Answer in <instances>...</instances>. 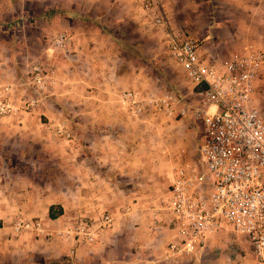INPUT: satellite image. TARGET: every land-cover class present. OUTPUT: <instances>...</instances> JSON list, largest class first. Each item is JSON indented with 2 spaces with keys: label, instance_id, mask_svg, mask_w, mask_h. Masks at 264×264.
Masks as SVG:
<instances>
[{
  "label": "crops",
  "instance_id": "crops-1",
  "mask_svg": "<svg viewBox=\"0 0 264 264\" xmlns=\"http://www.w3.org/2000/svg\"><path fill=\"white\" fill-rule=\"evenodd\" d=\"M141 5L0 0V96L19 105L40 99L33 113L0 117V264H264L226 225L191 259L163 260L179 239L167 209L171 181L179 168L200 165L204 128L191 116L134 115L119 102L127 90L171 92L189 106L202 101L154 17L164 15L176 33L194 35L203 59L224 60L250 46L264 52V0H157L151 15ZM60 32L72 37L66 51L52 43ZM36 64L55 69L48 95L30 88ZM263 97L264 65L254 93L262 112ZM62 125L71 139L56 136ZM201 190L208 195L211 182L202 181ZM106 215L113 222L97 242L73 254L60 238L14 230L19 218L43 220L57 231Z\"/></svg>",
  "mask_w": 264,
  "mask_h": 264
},
{
  "label": "built area",
  "instance_id": "built-area-1",
  "mask_svg": "<svg viewBox=\"0 0 264 264\" xmlns=\"http://www.w3.org/2000/svg\"><path fill=\"white\" fill-rule=\"evenodd\" d=\"M146 14L157 6V0H142ZM156 27L164 29L168 49L187 80L199 87L203 95L199 105L189 106L180 96L167 92L162 96H145L127 90L119 102L131 114H165L167 117L191 116L204 128L200 147V165L181 167L171 181L167 209L173 216L179 239L164 251V261L191 259L204 248L209 237L229 226L243 236L254 255L264 261V113L254 100L256 82L264 65V52L250 46L230 59L205 60L199 40L191 33H176L164 15L154 17ZM72 37L60 32L53 46L66 51ZM55 69L36 64L31 69L29 85L33 92L48 95L56 85ZM12 87H7L10 91ZM40 104L36 97L24 98L21 105L0 96V117L33 113ZM56 136L72 138L71 129L59 126ZM202 181L211 182L208 195L201 190ZM113 222L106 215L97 221L85 219L51 231L43 220L19 218L14 224L17 234L30 231L48 239L60 238L76 246L93 245Z\"/></svg>",
  "mask_w": 264,
  "mask_h": 264
},
{
  "label": "trees",
  "instance_id": "trees-1",
  "mask_svg": "<svg viewBox=\"0 0 264 264\" xmlns=\"http://www.w3.org/2000/svg\"><path fill=\"white\" fill-rule=\"evenodd\" d=\"M201 90H202V88H201ZM201 90H200V91H201ZM53 209H57V208H51L50 217H51L52 219L56 218V216H57V215L54 213ZM60 213H62V212H60Z\"/></svg>",
  "mask_w": 264,
  "mask_h": 264
},
{
  "label": "rangeland",
  "instance_id": "rangeland-1",
  "mask_svg": "<svg viewBox=\"0 0 264 264\" xmlns=\"http://www.w3.org/2000/svg\"><path fill=\"white\" fill-rule=\"evenodd\" d=\"M263 100H264V97H263ZM257 104V103H256ZM263 105H264V102H263ZM258 106V105H257ZM259 107V106H258ZM260 108V107H259ZM262 109H263V112H264V108L262 107ZM260 110H261V108H260ZM262 111V110H261Z\"/></svg>",
  "mask_w": 264,
  "mask_h": 264
}]
</instances>
